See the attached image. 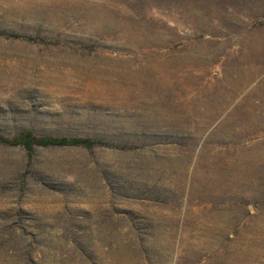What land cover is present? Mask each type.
Instances as JSON below:
<instances>
[{
	"label": "rangeland",
	"instance_id": "374dc122",
	"mask_svg": "<svg viewBox=\"0 0 264 264\" xmlns=\"http://www.w3.org/2000/svg\"><path fill=\"white\" fill-rule=\"evenodd\" d=\"M0 264H264V0H0Z\"/></svg>",
	"mask_w": 264,
	"mask_h": 264
},
{
	"label": "trees",
	"instance_id": "16d2710c",
	"mask_svg": "<svg viewBox=\"0 0 264 264\" xmlns=\"http://www.w3.org/2000/svg\"><path fill=\"white\" fill-rule=\"evenodd\" d=\"M0 140L8 144H20L23 145L29 152H31L35 145H69V144H83L86 146H93L98 143L97 140L90 138L81 137H54L45 136L38 138L34 136L31 132H23L18 136L10 139L4 136H0Z\"/></svg>",
	"mask_w": 264,
	"mask_h": 264
}]
</instances>
